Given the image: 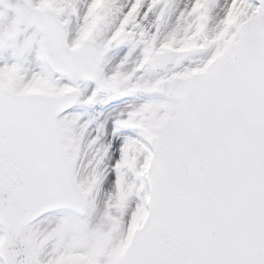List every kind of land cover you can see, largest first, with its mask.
Masks as SVG:
<instances>
[{"label": "snow or ice", "instance_id": "snow-or-ice-1", "mask_svg": "<svg viewBox=\"0 0 264 264\" xmlns=\"http://www.w3.org/2000/svg\"><path fill=\"white\" fill-rule=\"evenodd\" d=\"M0 264H264V0H0Z\"/></svg>", "mask_w": 264, "mask_h": 264}]
</instances>
